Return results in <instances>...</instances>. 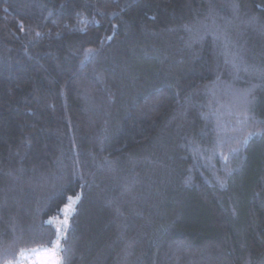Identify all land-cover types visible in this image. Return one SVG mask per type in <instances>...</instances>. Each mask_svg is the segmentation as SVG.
Segmentation results:
<instances>
[{
	"label": "trees",
	"instance_id": "16d2710c",
	"mask_svg": "<svg viewBox=\"0 0 264 264\" xmlns=\"http://www.w3.org/2000/svg\"><path fill=\"white\" fill-rule=\"evenodd\" d=\"M262 73L264 0H0V264H262Z\"/></svg>",
	"mask_w": 264,
	"mask_h": 264
},
{
	"label": "snow or ice",
	"instance_id": "6c2138e0",
	"mask_svg": "<svg viewBox=\"0 0 264 264\" xmlns=\"http://www.w3.org/2000/svg\"><path fill=\"white\" fill-rule=\"evenodd\" d=\"M37 35H39V33H37ZM109 39H111V37H109ZM89 51L91 52V51H93V50H89ZM233 67H234L237 71L240 70V66H239L238 64H236L235 61H233ZM243 70L247 72V71H248V68L245 67ZM262 77H264V73H262ZM253 87H255V85H253ZM250 93H251V89H249V91H248V93H247L246 95H249ZM240 115L243 116L245 120H247L248 117H247L246 112H241ZM261 134H264V133H262L261 130H260L259 128H257V130H256L255 132H249L246 136L243 137V139H238V140L236 141V145H237V146L234 147L233 149H231V151H232L233 153H238V152L240 151L241 146L247 144L249 137H251V136H253V135H261ZM225 159H227V157H225ZM218 179H219V178H218ZM220 183H221V185H223L224 183H226V181L223 180V179H220ZM68 200H69V202H70L69 205H66L64 208L60 209V212H61V214H63V215H67L68 213L75 214L76 209H75V206H74V205H75L76 203L79 202V200H80V195L78 194L75 198H73V197H68ZM51 219H52V218H50L49 221H44V222H42V223L50 224V223H51ZM63 225L65 226V228H64V232H63L62 235L59 234V233H60V230L53 228V233H54V234H57V240H55V241H51L52 243H57V245H58V250H60V251H66V249H64L61 245H59L58 241H59L60 239H63V240H66V239H67V235H66V229H67V225H68V221H67V219H65V220L63 221ZM33 251H35V250H33ZM20 255H21V256L24 255L23 251H21ZM6 264H12V262H11V261H8V262H6ZM59 264H66V261H65L63 258H61ZM262 264H264V262H262Z\"/></svg>",
	"mask_w": 264,
	"mask_h": 264
},
{
	"label": "rangeland",
	"instance_id": "374dc122",
	"mask_svg": "<svg viewBox=\"0 0 264 264\" xmlns=\"http://www.w3.org/2000/svg\"><path fill=\"white\" fill-rule=\"evenodd\" d=\"M69 214L65 215V219L68 218ZM33 255L36 258V263L34 264H59L60 261L59 255L57 254V246L36 250L33 252Z\"/></svg>",
	"mask_w": 264,
	"mask_h": 264
},
{
	"label": "built area",
	"instance_id": "2783aa9c",
	"mask_svg": "<svg viewBox=\"0 0 264 264\" xmlns=\"http://www.w3.org/2000/svg\"><path fill=\"white\" fill-rule=\"evenodd\" d=\"M64 228H65V226L61 228V235L64 232ZM60 242H61V239L58 241L59 245H60ZM56 246H57V254H59L60 253V250H58L57 243H56ZM34 263H36V258L33 255V253H26L23 257H21L18 260V262L14 263V264H34Z\"/></svg>",
	"mask_w": 264,
	"mask_h": 264
}]
</instances>
